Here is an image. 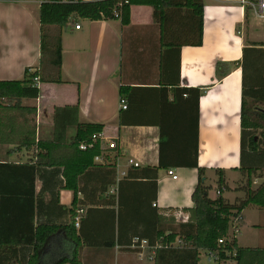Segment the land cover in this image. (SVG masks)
<instances>
[{
    "label": "crops",
    "instance_id": "obj_1",
    "mask_svg": "<svg viewBox=\"0 0 264 264\" xmlns=\"http://www.w3.org/2000/svg\"><path fill=\"white\" fill-rule=\"evenodd\" d=\"M49 1L0 0V82L23 81L27 70L41 69L40 11ZM137 1L128 26L120 20L74 18L61 30L62 83L38 80L39 98L23 101V107L36 109L35 146H20L32 138V116L26 115L27 123L21 115L0 110V264H31L35 247L28 243L34 227L73 226L80 210L85 212L81 225L72 229L80 264H155L150 241L156 242V214L173 210L186 222L199 182L197 169L172 167L177 180L168 170H157L161 143L168 139L174 146L166 157L176 162L192 157L198 142V163L212 187L211 199L218 197L216 170L224 171L228 189L222 197L230 204L245 199L241 187L249 170H257L253 188L264 182V150L247 149L242 155L241 147L243 99L248 108L264 112V37L254 24L258 15L242 0ZM122 87L129 89L126 110L121 108ZM185 89L202 94L199 99L196 92L186 96ZM77 104L81 124L103 125L102 153L96 156L103 161L94 158L75 195L66 188L63 167L45 166L48 152L37 143L53 142L57 108ZM76 132L68 129L65 145ZM111 143L117 149H109ZM252 208L255 219L250 221ZM263 220L264 211L256 206L243 211V220L235 223L240 248L264 249L259 235L254 246L240 242L243 229L261 227ZM136 237L149 247L132 249ZM75 241L60 231L39 254V264L70 260ZM205 254L212 264L205 252L201 262Z\"/></svg>",
    "mask_w": 264,
    "mask_h": 264
},
{
    "label": "trees",
    "instance_id": "obj_2",
    "mask_svg": "<svg viewBox=\"0 0 264 264\" xmlns=\"http://www.w3.org/2000/svg\"><path fill=\"white\" fill-rule=\"evenodd\" d=\"M128 2V4H125ZM137 0H103L99 2H83L79 0L74 3L71 0H51L41 5V51L43 61L41 69L33 71L27 70L23 81L0 82V110L2 112H14L23 116V121L28 123L26 115L32 116V138L23 140L20 146L33 147L36 144V126L34 124L36 109L23 107L24 100L38 99L40 90L37 86V79L41 83H62V46L61 30L67 27L74 18L87 19L90 21H113L120 20L123 26L130 24L131 6L137 4ZM120 18H117V14ZM157 11L155 16L157 17ZM51 27L57 30L52 32ZM202 44V31L197 46ZM49 54V57L46 56ZM129 89H120L121 100L126 99ZM186 96L190 92L197 93V99L202 94V90H181ZM241 128H242V155L245 150L258 152L264 150V112L252 110L246 106L245 99L242 104ZM79 104L73 107L57 108L54 115L53 142L46 144L38 142V147L47 150L48 162L45 166L50 168H64L66 177V188L78 193V180L80 176L93 165L96 156L102 153L100 142L98 141L92 149L81 151L82 144H90L93 136L103 132V125L81 124L79 122ZM18 119V118H17ZM69 128L77 130L76 135L70 145H65L67 131ZM164 136V135H163ZM1 142V141H0ZM174 143L168 139L161 143L160 160L157 170H170L172 167L182 166L185 168L197 169L199 174L198 185L192 195L194 207L188 211L189 218L179 221L175 211L170 210L165 213L156 214L155 230L157 233L156 242L150 241V246L155 249V264H200L203 252L219 257L220 262L234 261L236 264H264V249L260 248H240L237 238L232 235V229L236 221L243 220V211L249 206H256L264 211V182L253 188L254 180L252 174L257 170L248 171V179L241 190L245 193V199L230 204L222 195L216 199L209 196L211 186L206 185L205 169L199 167L198 155L199 144L196 142L191 150L192 157L176 161H170L168 148ZM41 158V156H39ZM38 165H42L38 162ZM31 169H35L32 167ZM218 176V191L228 189L224 171L216 170ZM223 192V191H222ZM75 217L73 216V222ZM69 227L47 226V228L34 227V238L28 243L35 247V255L31 259V264L40 263L41 252L49 244V240L60 231L65 232L72 241L76 240V232ZM43 232V233H42ZM143 239L141 237H136ZM220 240H226L220 245ZM6 242V241H4ZM77 249L72 258L62 259L55 264H80ZM157 244V245H156Z\"/></svg>",
    "mask_w": 264,
    "mask_h": 264
},
{
    "label": "built area",
    "instance_id": "obj_3",
    "mask_svg": "<svg viewBox=\"0 0 264 264\" xmlns=\"http://www.w3.org/2000/svg\"><path fill=\"white\" fill-rule=\"evenodd\" d=\"M72 2L76 3L78 2L79 0H71ZM125 4H128V2H126ZM242 5L243 6H248L250 7L255 13L256 15H258V17L263 20L264 22V0H257V1H251V0H242ZM117 18H120V14L118 13L117 14ZM76 29H80V26H77ZM38 81V79H37ZM127 102L125 100H121V108L123 110H126L127 109ZM102 134H98V135H95L93 136L92 138V141L90 144H82L80 146V149L82 151H86L88 149H92L94 147V145L102 140ZM109 149L111 150H114V149H117V145L115 143H111L109 145ZM96 161H103V159L101 157H96ZM129 164L134 167V168H139L140 165L138 163H135L133 160H129ZM168 175L170 177H172L173 180H177L178 179V176L176 175L175 171L173 169H170L168 170ZM224 191V190H222ZM222 191H217V196H220L222 195ZM84 210H80L78 211V215L77 217H75V221H74V224H75V227L79 228L80 225H81V222H82V216L84 214ZM238 222V221H236ZM239 227L238 225H234L233 226V229H232V235L234 238H237V236L239 235ZM226 240H220L219 241V244L222 245L225 243ZM145 247H149V243L148 241H145V240H140L139 238H136L133 240L132 242V245H131V248L132 249H143ZM158 247V245H157ZM155 247V249L157 248ZM154 248V247H153ZM209 255V254H208ZM209 258H210V261H215V262H220L219 261V257L218 256H215V255H209Z\"/></svg>",
    "mask_w": 264,
    "mask_h": 264
},
{
    "label": "rangeland",
    "instance_id": "obj_4",
    "mask_svg": "<svg viewBox=\"0 0 264 264\" xmlns=\"http://www.w3.org/2000/svg\"><path fill=\"white\" fill-rule=\"evenodd\" d=\"M255 1H257V0H255ZM254 24H255V26H258V31L261 32L262 33V36L264 37V22H263V20L257 18V20L255 21ZM47 57H49V54L46 56V59H47ZM232 184H234V183L231 182V185ZM214 188H216V185H214ZM249 211H250L249 212L250 214L248 213V216H249L250 221L251 220H254L255 219V216L252 214V211H254L253 208L250 209ZM179 221H182V220L179 219ZM255 235H259V238H258L259 239V242L264 241V220H263V223H262L261 227H256V229L252 228V229H249V230L243 229L242 230V237L240 238V242H242L243 244H245L243 246H248V245L254 246L252 244H256V243H254L252 241H254V236ZM207 259H208V256L205 254L202 257L201 264H209L207 262ZM212 264H219V263L213 261Z\"/></svg>",
    "mask_w": 264,
    "mask_h": 264
}]
</instances>
